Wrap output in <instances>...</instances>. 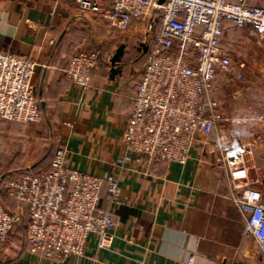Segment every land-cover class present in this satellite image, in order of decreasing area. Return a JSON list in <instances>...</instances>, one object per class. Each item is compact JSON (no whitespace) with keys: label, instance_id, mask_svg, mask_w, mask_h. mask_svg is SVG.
<instances>
[{"label":"crops","instance_id":"1","mask_svg":"<svg viewBox=\"0 0 264 264\" xmlns=\"http://www.w3.org/2000/svg\"><path fill=\"white\" fill-rule=\"evenodd\" d=\"M232 1L264 7V0ZM142 30L132 23L125 32L112 31L100 16L79 12L70 0H0V53L39 64L34 86L43 112L36 125L0 121V180L50 167L58 149L67 152L70 167L110 177L125 151L122 135L145 64L138 55L148 51ZM138 32V44L129 45ZM122 44L123 56L112 66ZM78 46L102 50L88 88L61 72ZM223 48L245 80L218 75L216 97L225 121L195 142L184 163L152 162L146 169L132 162L134 171L123 176L116 203L111 206L104 191L99 203L115 213L110 248L97 251L91 238L85 257L65 264H264L262 250L244 234L248 212L231 202L226 170L213 166L220 149L253 144L249 176L264 195V41L227 23ZM113 68L118 72L111 75ZM242 118L248 122L229 123ZM0 200L17 207L2 193L1 182ZM9 245L10 240L0 243V264H57L21 244L13 251Z\"/></svg>","mask_w":264,"mask_h":264},{"label":"built area","instance_id":"2","mask_svg":"<svg viewBox=\"0 0 264 264\" xmlns=\"http://www.w3.org/2000/svg\"><path fill=\"white\" fill-rule=\"evenodd\" d=\"M158 2L70 0L79 12L100 16L112 31L146 24L142 45L148 57L122 135L125 151L115 160L109 178L70 167L64 149L55 152L46 169L1 178L4 196L28 206L24 239L31 255L65 264L84 258L91 238L97 251L109 249L116 221L113 209L99 208L102 192L112 206L123 176L134 171L132 162L143 163L146 169L152 162L184 163L195 142L225 121L216 97L218 75L240 84L245 81L234 72L223 48L225 24L264 41V7L232 0ZM98 57V51L78 46L61 72L72 84L88 88ZM38 68L28 58L0 53V121L25 125L43 121L34 86ZM247 122L246 118L229 120L235 125ZM220 150L213 166L226 170L231 202L242 214L248 212L244 234L264 254V195L248 168L253 144ZM18 217L19 212H10L0 200L1 244L7 242Z\"/></svg>","mask_w":264,"mask_h":264},{"label":"trees","instance_id":"3","mask_svg":"<svg viewBox=\"0 0 264 264\" xmlns=\"http://www.w3.org/2000/svg\"><path fill=\"white\" fill-rule=\"evenodd\" d=\"M112 34H115L114 32H112ZM129 45H131V44H129ZM95 50V49H94ZM95 51H98V53H99V57H98V60H97V62L100 60V58H101V51L102 50H95ZM147 57H148V51L147 52H142V53H140V55H138V59L137 60H139L138 62L140 63H144V62H146V59H147ZM97 64V63H96ZM96 68V67H95ZM40 106V111H41V113H42V115H43V112H42V107H41V105H39ZM50 156H51V154H50ZM143 159H147V158H145V157H143ZM35 171H29V173H35L37 170H39L38 168H35L34 169ZM23 171H21V173H22ZM25 172V171H24ZM23 172V173H24ZM25 173H28V172H25ZM101 196H102V194H101ZM6 199L11 203V204H13V202L10 200V199H8L7 197H6ZM16 205H17V209H19V217H18V221L15 223V225H14V227H13V229H12V231L10 232V234L8 235V239H7V241L8 240H10V245H9V249H10V251L12 250L13 251V248H14V246L15 245H17V244H21L22 245V247H28V245L26 244V242H25V239H24V234H25V230H26V225H27V222L29 221V212H28V206L26 205V204H23V203H17V202H14ZM10 212H12V213H16V211H17V209L13 206H11L10 207V205H4ZM20 224V226H18V227H16V224ZM28 249H29V247H28ZM16 255H18V254H16Z\"/></svg>","mask_w":264,"mask_h":264},{"label":"water","instance_id":"4","mask_svg":"<svg viewBox=\"0 0 264 264\" xmlns=\"http://www.w3.org/2000/svg\"><path fill=\"white\" fill-rule=\"evenodd\" d=\"M165 2V0H159V4H163ZM125 49V45L122 44L120 45L117 50L115 51V54L113 55V57L111 58V65L112 66H115V64L119 63L122 56H123V51ZM112 71V74L111 75H114L115 73H117L118 71H116L114 68L111 70Z\"/></svg>","mask_w":264,"mask_h":264},{"label":"rangeland","instance_id":"5","mask_svg":"<svg viewBox=\"0 0 264 264\" xmlns=\"http://www.w3.org/2000/svg\"><path fill=\"white\" fill-rule=\"evenodd\" d=\"M141 25H142V24H141ZM145 25H146V24H143L144 27H146ZM142 31H143V30H142ZM143 32H144V31H143ZM143 32H142V33H143ZM139 34H141V33L138 32V33L135 35L136 37H133L132 40L130 39V41H128V42H129L131 45H132V44H133V45L138 44V41H139V39H140V37H141V36H139ZM137 36H139V37H137ZM226 44H227V43H226ZM18 226H20L19 223L16 224V227H18Z\"/></svg>","mask_w":264,"mask_h":264}]
</instances>
